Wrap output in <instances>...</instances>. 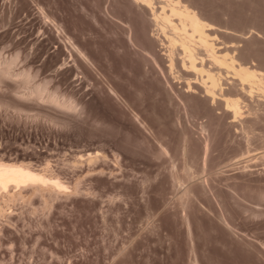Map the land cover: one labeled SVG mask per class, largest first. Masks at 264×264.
I'll return each instance as SVG.
<instances>
[{"label":"rangeland","instance_id":"374dc122","mask_svg":"<svg viewBox=\"0 0 264 264\" xmlns=\"http://www.w3.org/2000/svg\"><path fill=\"white\" fill-rule=\"evenodd\" d=\"M186 1L264 71V0ZM150 17L0 0V158L64 182L0 192V264H264V89L221 69L243 115L214 104Z\"/></svg>","mask_w":264,"mask_h":264},{"label":"bare ground","instance_id":"6f19581e","mask_svg":"<svg viewBox=\"0 0 264 264\" xmlns=\"http://www.w3.org/2000/svg\"><path fill=\"white\" fill-rule=\"evenodd\" d=\"M135 2L144 5L148 9L149 14L151 16L150 18L152 20L151 22H153V25H156L158 27L155 31L156 32L160 31L161 34L163 33L164 36L162 37H164V39L163 38L161 39H163L164 42L166 40L165 37H167L173 48L174 46L176 47L177 45L181 47L182 52L184 54L183 56H185L184 58H182L184 60L182 61L183 65L185 66L188 65V67H190V70H192L193 74L195 72L196 73L195 75L198 74L200 76V87L202 86L201 87L203 89L202 91H204V94H206V96L210 100H212L213 103L214 102L220 103L223 100L226 106L230 109V111L232 110L231 111L232 115L234 114V116H238L242 114L243 107L241 102L244 101L241 100H243L244 98L241 99L242 97L240 96L235 97L233 94L229 93L231 90L229 91L226 90L224 84L226 85V83L228 82L225 83V80L223 81L224 84L222 82V80L224 79L222 77L223 74L222 72L224 70L231 72L236 77V79L238 78L237 82H240L241 84L240 86L242 87V90L245 93L248 94L254 93L253 89L256 87H261L262 89H264V85H263L264 71L263 70L261 71L254 66L248 65L245 62H240L237 58L239 57L237 56V54L236 55L232 54L233 52H230L231 50L229 51L225 47H224L225 49H222L223 47H219L218 44H220L221 46V43H217L218 36L217 34L213 33L215 32L213 25L214 23L212 24L211 22H209V20L208 21L205 20L202 17V15H200V12L197 11V9H194V7H192L189 3H187L186 0H135ZM169 45L167 46L168 49H169ZM180 47L178 48L176 47V48L179 50ZM172 51H174V49ZM175 51L177 50L175 49ZM170 54H171V56H169L170 65L173 67L175 64L174 57L172 52H170ZM206 62L211 63V65L213 64L215 68L211 67L210 65L209 67ZM10 66H11V62L7 63V65L4 66L2 71L5 74L6 73L11 74ZM231 77L233 76L231 75ZM190 80L192 79L190 78ZM194 82L192 83L195 87L196 84H194ZM187 85L191 87L190 83H188ZM198 85L199 84H197L196 86ZM262 96L264 95L262 94ZM50 99L52 102L56 103L57 105L68 108L73 107L69 102L56 99L55 97H50ZM56 178L57 179L48 176L47 174H45V172H41L40 170L33 168L32 166H30L29 164L23 161L22 162L12 161V160H6L0 158V192L1 191L6 192V194L4 193L5 195H7V193L10 191L11 187H20V186H25L26 184L33 185L34 186L33 188L37 190L38 189L43 190V187L45 188L47 187L48 191L50 188L52 190L56 189L58 191L63 188L64 182L59 180L58 177ZM30 185L28 186L26 185L23 188H28L30 187ZM22 189L20 187L19 192L21 191V194L23 196ZM11 191L13 193L15 192L13 191V188ZM12 192H9L11 194H8L10 195V198L9 197L6 198H9L11 200V197L13 196L14 199L15 196L14 194H12ZM16 193L18 192H15V195ZM19 194L20 193H18V195ZM0 195L2 197L3 193ZM16 198L17 197H15V199ZM0 212L2 211L0 210Z\"/></svg>","mask_w":264,"mask_h":264}]
</instances>
